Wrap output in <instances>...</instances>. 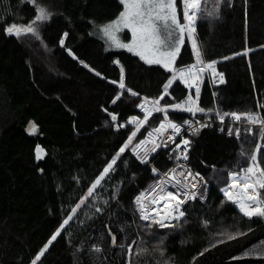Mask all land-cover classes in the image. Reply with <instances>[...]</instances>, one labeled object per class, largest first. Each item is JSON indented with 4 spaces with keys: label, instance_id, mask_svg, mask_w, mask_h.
Segmentation results:
<instances>
[{
    "label": "trees",
    "instance_id": "1",
    "mask_svg": "<svg viewBox=\"0 0 264 264\" xmlns=\"http://www.w3.org/2000/svg\"><path fill=\"white\" fill-rule=\"evenodd\" d=\"M53 4L52 19L39 27L40 39L32 35L17 39L4 29L11 23L28 24L34 19V7L24 0H0V264H33L135 130L129 125L130 117L143 118L138 107L142 98L162 95L172 75L124 49H108L92 34L91 21L101 25L116 18L122 10L118 0H53ZM177 5L183 21L181 0ZM203 6L214 14H200L197 45L205 64L217 62L215 68L224 82L214 90L203 79L198 103L212 111L196 115L211 117L214 125L191 139L188 161H177L176 153L162 151L151 162L160 174L180 163L199 172L207 181L206 199L189 202L186 217L175 229L149 230V222L140 219L134 199L160 176L151 172L150 165L141 164L130 149L159 125L163 115L157 114L137 132L133 145L36 264H129V260L131 264H164L165 260L192 264L202 254L234 240L228 234L243 233L237 239L264 225V218L245 217L220 191L229 183V173L247 167L256 147L264 145L259 127L251 134L241 131L239 138L229 136L232 116L224 115L264 116V0H221L218 12L217 0H204ZM62 38L64 46L59 43ZM115 60L125 70L126 87L139 96L125 91L113 104L121 91L111 83L120 78ZM193 63L195 55L185 41L176 67ZM169 93L161 105L182 103L189 94L194 97L195 91L189 92L177 80ZM109 113L116 114L117 120L112 121ZM168 115L176 123L189 117L172 109ZM33 122L37 130L30 133ZM117 125L125 126L117 129ZM37 146L44 150L42 159H37ZM260 164L264 166V147ZM108 228L117 238L116 247L111 246ZM97 247L102 251L96 252ZM145 248L147 254H136ZM235 259L264 264L259 262L264 261V240Z\"/></svg>",
    "mask_w": 264,
    "mask_h": 264
},
{
    "label": "snow or ice",
    "instance_id": "2",
    "mask_svg": "<svg viewBox=\"0 0 264 264\" xmlns=\"http://www.w3.org/2000/svg\"><path fill=\"white\" fill-rule=\"evenodd\" d=\"M34 7L35 16L28 24H17L11 23L4 31L8 36H15L19 39L25 35H32L37 39H40L39 24L48 22L54 15L47 6L40 3L39 0H24ZM122 6V10L116 16L115 19L97 25L95 21H91L95 31L92 34H99L102 39L106 41L109 48L124 49L129 53L139 57L147 65H159L169 73H172L171 78L168 79L167 83L163 86V93L158 98L149 100L148 97H143V102L138 104V107L144 113L143 119L132 116L130 117L129 123L135 125V130L131 132L127 141L119 149L112 160L103 168V171L97 177L92 186L88 189L87 196L81 199L80 204H77L73 208L72 215H69L64 219L60 228L52 235L48 244L44 246V249L36 256L33 264L44 255V252L48 249V246L57 239L61 234V230L68 225L69 221L73 219L76 214V210L80 208L81 204L85 202L88 196L93 194V190L101 184V181L109 174L110 170H113L117 160L129 149L130 145H133V139L136 137L137 132L142 128L153 115V113L163 114V119L160 121L157 128L152 129L148 132L147 137L140 140L138 143L133 145L130 151L136 156V159L141 164H149L150 156L152 153H156L160 148H169V143L175 145L170 149L172 153H176L174 157L177 161L183 160L188 161V152L191 149V141L182 136V129L184 125H187L191 131V135L197 136L204 127H208V124H200L199 127L193 125L192 120H184L182 123H176L174 120L169 119V109L173 111H182L191 113L193 116L197 113H206L212 111L211 109H204L199 106L200 99V87L198 86L201 81L200 74L209 70L212 76H216L217 72L215 69L216 61H211L205 64L203 60V54L197 45L195 39L196 25L202 12H207L208 16H213L214 12L207 10L203 6V0H181L182 4V18L177 8V0H118ZM221 0H217V7L215 11L218 12V4ZM128 30L131 34L130 40L125 42L121 39L120 33ZM68 33L63 34L64 38H67ZM191 38V50L195 55L196 63L185 66L184 68H177L176 62L181 54L182 47L185 45V38ZM62 38L59 43L64 46L65 40ZM70 55L74 56L71 49L68 50ZM240 55V53H237ZM228 59V57H225ZM84 64L85 68L89 65ZM114 63L120 66V78L119 81L113 80L112 84H118L121 90L112 103L115 104L125 91L130 93L132 96H139L138 92L133 91L131 88H127L125 84V70L120 64L119 60H115ZM95 72V69H91ZM97 76L101 74L95 72ZM220 83L224 82L223 74H218ZM177 80L184 83L188 89L195 87L194 97L189 94L182 103H169L161 105L160 101L165 96L170 95L169 88ZM174 99V98H173ZM150 105V106H149ZM264 107V106H262ZM107 112V109H104ZM224 115H231L234 122L245 119L250 125H259V138L264 140V116L257 113H225ZM112 121L117 120V115L109 113ZM221 123H223L224 116H220ZM125 125H117L124 127ZM37 126L32 123L29 129L30 133H35ZM169 130L171 132L169 133ZM220 131H224L221 128ZM249 134L252 130L246 129ZM165 133H169L165 139L161 140L160 137ZM227 134L229 136L240 137L241 133L237 128L233 131L232 128L228 129ZM181 136L179 142L176 141V137ZM148 145H151L148 147ZM264 145H258L255 149V153L250 156V163L247 167H244L240 171H234L229 173L230 183L226 187L221 188L224 196L228 201L237 205L240 212L248 218H264V197L261 196L264 191V166L260 164V152ZM37 159L40 158L41 153L44 151L41 147L36 148ZM243 155V153H241ZM169 159H173L169 156ZM127 166L125 162V167ZM41 171H43L41 169ZM242 171V175H241ZM151 172L154 175L160 176L159 179L155 180L148 186L145 191L140 192L134 199L140 219L149 222L146 227L150 230L153 227L158 229H175L176 224L171 223L172 221H181L186 217V211L184 205L189 202L196 201L199 197L201 200L206 199L205 192L207 181L201 176L199 172H193L186 164H177L176 167L169 169L167 172L160 174L159 170L155 167L151 168ZM135 178V177H133ZM169 186L171 189L169 190ZM183 197V198H181ZM108 202L105 201V204ZM100 211V209H97ZM207 222L205 221V226ZM237 235H243V233L228 234V239H235ZM163 241H161L162 243ZM112 243L116 244L115 236L112 237ZM123 247V245H121ZM96 252L102 251L100 248H94ZM148 249H141L136 254L139 256L141 253L147 254ZM155 251V250H153ZM132 254V249H128V256ZM159 255L164 256L163 249L159 250ZM129 264L131 261L129 260ZM157 264H160L157 261ZM164 264H169L168 260L164 261Z\"/></svg>",
    "mask_w": 264,
    "mask_h": 264
},
{
    "label": "water",
    "instance_id": "3",
    "mask_svg": "<svg viewBox=\"0 0 264 264\" xmlns=\"http://www.w3.org/2000/svg\"><path fill=\"white\" fill-rule=\"evenodd\" d=\"M108 233L111 238V246H117V238L108 228ZM115 236L116 244L112 243V237ZM264 240V225L252 230L248 234L237 239L223 243L202 254L192 264H247L251 260H237L238 255L243 253L248 248ZM259 262H264L259 260Z\"/></svg>",
    "mask_w": 264,
    "mask_h": 264
},
{
    "label": "built area",
    "instance_id": "4",
    "mask_svg": "<svg viewBox=\"0 0 264 264\" xmlns=\"http://www.w3.org/2000/svg\"><path fill=\"white\" fill-rule=\"evenodd\" d=\"M216 69V68H215ZM216 72H217V75L216 76H212L211 75V73H210V71L209 70H206L205 72H203V73H201L200 74V76H201V81H203V78L204 79H207L208 81H209V83H210V85H211V87L215 90V89H217L218 87H220L223 83H220V78H219V75L218 74H220L219 73V71L216 69ZM204 74V75H203ZM202 75H203V77H202ZM181 82V81H180ZM181 84L189 91V92H192V91H195V87H193L192 89H188L185 85H184V83L183 82H181ZM200 88H201V86H202V82L198 85ZM214 95L215 96H217L216 95V92H214ZM149 100H152V98H149ZM143 102V98H142V101H141V103ZM187 114H188V118L186 119V120H192L193 121V125L195 126V127H199L200 126V124H208L209 126H213L214 125V122H213V119L211 118V117H205V118H199V117H197V115L195 114L194 116L191 114V113H188V112H186ZM220 117V116H219ZM183 122V121H182ZM182 122H180V123H182ZM244 127H246V129H251L252 130V133L254 132V130L257 128V127H259V125H250V124H248V122L244 119V120H241V121H238V122H234L233 121V118L231 117V120H230V127L229 128H232L233 129V131H235L237 128L239 129V131L241 132V131H243V132H246L245 130H240L241 128H244ZM205 128V127H204ZM204 128H202V129H204ZM201 129V130H202ZM171 132V130H169V133ZM169 133H165L163 136H161L160 137V139L161 140H163V139H165L166 138V136L169 134ZM182 136L183 137H186V138H188L190 141H191V139L194 137L193 135H191V131L189 130V128H188V126L187 125H184L183 126V129H182ZM181 136H177L176 137V141L177 142H179L180 140H181ZM192 143V142H191ZM175 145H173V144H171V142L169 143V148H160L159 150H157V152L156 153H152L151 154V156H150V162H149V164L148 165H150V168H152V167H155V165H153L152 164V162H151V159H152V157H154L156 154H158V153H160V152H162V151H164V152H169V153H172L171 151H170V149L172 148V147H174ZM180 164H185V163H180ZM188 168H190L188 165H186ZM156 168V167H155ZM191 169V168H190ZM169 190H174V189H171V187L169 186ZM181 198H183V197H181ZM187 205V204H186ZM186 205H184V209H185V207H186ZM235 205V204H234ZM239 209V208H238ZM138 210V209H137ZM138 213H139V211H138ZM179 222H181V221H172L171 223H173V224H176V223H179Z\"/></svg>",
    "mask_w": 264,
    "mask_h": 264
},
{
    "label": "rangeland",
    "instance_id": "5",
    "mask_svg": "<svg viewBox=\"0 0 264 264\" xmlns=\"http://www.w3.org/2000/svg\"><path fill=\"white\" fill-rule=\"evenodd\" d=\"M204 1V0H203ZM39 2L40 3H42V4H44L45 6H47L48 7V9L53 13L54 11H53V6H54V4H53V0H39ZM177 8H178V12H179V6L177 5ZM180 14V13H179ZM182 23L184 22V21H181ZM197 24H198V21H197ZM41 25H43V24H39L38 25V28L41 26ZM97 25H99V24H97ZM196 28H197V25H196ZM94 31H95V29H94ZM96 37H98L99 39H101L102 41H104L105 42V44H106V46H107V48L108 49H115V48H109V46H108V44L106 43V41L104 40V39H102L101 38V36L99 35V34H94ZM120 35V37H121V39L122 40H124L125 42H127L128 40H130V38H131V34H130V32L128 31V30H125L123 33H120L119 34ZM195 39H196V36H195ZM185 41H188L189 43H190V45H191V38H189V37H187L186 36V38H185ZM204 75V74H203ZM203 75H202V77H203ZM171 78V77H170ZM204 79V78H203ZM173 85V84H172ZM170 89V88H169ZM150 106V105H149ZM141 112H142V110H141ZM142 114H143V117H144V113L142 112ZM157 114H160V115H163V114H161V113H153V115L149 118V119H151V118H153V117H155ZM141 119H143V118H141ZM148 119V120H149ZM170 119V118H169ZM129 125L130 126H132L133 128H135V125L134 124H132V123H129ZM148 125V121H147V123L142 127V128H140V130L141 129H143V128H145L146 126ZM159 126V125H158ZM157 126V127H158ZM156 127V128H157ZM152 131V130H151ZM151 145H148V147H150ZM159 150V149H158ZM45 156V153L44 152H42L41 153V155H40V158L39 159H42L43 157ZM111 171V170H110ZM243 174V173H242ZM241 174V175H242ZM229 183H230V180H229ZM222 194H223V192H222ZM223 196H224V194H223ZM261 196L262 197H264V193L262 192L261 193ZM225 197V196H224ZM226 198V197H225ZM227 199V198H226ZM231 202V201H230ZM235 207L236 208H238V206L237 205H235Z\"/></svg>",
    "mask_w": 264,
    "mask_h": 264
},
{
    "label": "bare ground",
    "instance_id": "6",
    "mask_svg": "<svg viewBox=\"0 0 264 264\" xmlns=\"http://www.w3.org/2000/svg\"><path fill=\"white\" fill-rule=\"evenodd\" d=\"M232 137H234V136H232ZM235 138V137H234Z\"/></svg>",
    "mask_w": 264,
    "mask_h": 264
}]
</instances>
